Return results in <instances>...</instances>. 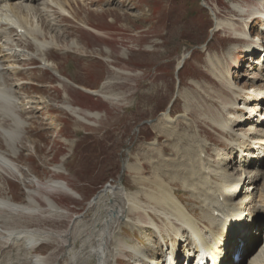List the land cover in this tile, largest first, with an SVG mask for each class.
I'll list each match as a JSON object with an SVG mask.
<instances>
[{
  "label": "rangeland",
  "instance_id": "obj_1",
  "mask_svg": "<svg viewBox=\"0 0 264 264\" xmlns=\"http://www.w3.org/2000/svg\"><path fill=\"white\" fill-rule=\"evenodd\" d=\"M255 1L69 0V16L51 13L53 29L57 32L52 37L56 48L48 47L39 59H30L37 51L36 42L28 40L30 46L27 47L23 37L17 34L14 37L13 32L0 29L4 33H0V45H14V50L20 52L17 57L19 73L9 75L8 84L18 85L13 94L25 108L23 114H19L23 126L22 144L14 149L15 161L9 160L23 174L19 179L0 178L4 195L15 203H22L31 187L25 183L30 178L42 182L51 179L64 181L77 195L73 198L53 192L50 196L67 217L40 224L42 229L63 236L64 232L73 229L75 217L85 214L81 227L91 222L88 204L106 186L115 187L112 192L119 189L130 194L139 191L140 186L134 183L137 163L141 176L147 178L153 167L174 173L182 156L194 155L197 148L194 143L206 139L210 145L203 154L212 165H217L221 155L217 156L213 150L221 149L223 154L227 144L221 139L225 134L214 126L213 122L218 118L214 109L219 110L221 100H224L222 97L229 99L231 94L227 90L226 95L222 94L225 89L211 76L212 68L216 64L222 66V60L233 65V59L242 51L245 42L230 39L227 30L215 32L214 14L218 20L231 21L242 29L245 20L234 12L232 6L257 7ZM46 24L41 27L45 31L44 38L49 40L51 34H48ZM86 24L96 32L85 29ZM249 29L253 30V36L263 32L264 41V24L260 20L249 22ZM16 40L24 44L17 47ZM233 43L238 45V52L229 61L225 52ZM208 57H213L211 66ZM238 59H243L242 54ZM47 62L52 64L51 68L44 66L43 63ZM228 70L233 76L235 74L234 82L238 87L249 88L253 77H258L256 71L252 72L254 75L247 74L243 67L232 66ZM242 72L246 77L240 76ZM105 81L107 85L102 88ZM260 83L256 81V86ZM91 91L98 92V95ZM27 99L31 104H26ZM256 105L248 106L256 109ZM67 106L76 108L86 122L67 112L64 109ZM260 108L264 111L263 103ZM255 111L261 115L260 109ZM84 113H98L99 118L86 117ZM166 113L174 120L167 131L165 124L168 123L162 118ZM0 147L5 148L1 140ZM229 156L234 158L230 163L233 165L236 157ZM58 167H61L60 172L55 174ZM177 172L176 177L182 178L183 171ZM173 182L171 185L175 191L177 187L180 194L185 193L178 197L194 208L195 201L176 180ZM139 200L145 205L142 197ZM38 201L42 203L40 197ZM102 216L104 218V214ZM130 218L134 220L136 216L130 215ZM159 225L163 226V223L159 222ZM122 229L125 237L138 239L144 244L150 242L148 239L155 240L152 232L146 235L139 229L134 232H129L125 226ZM39 245L36 253L44 259L43 264L66 263L64 254L67 249L63 239ZM73 246L77 248L79 243ZM0 254L5 256L4 252ZM13 256L10 255L9 260L5 257L3 261L16 262ZM130 259L129 254L121 251L118 264H129Z\"/></svg>",
  "mask_w": 264,
  "mask_h": 264
},
{
  "label": "bare ground",
  "instance_id": "obj_2",
  "mask_svg": "<svg viewBox=\"0 0 264 264\" xmlns=\"http://www.w3.org/2000/svg\"><path fill=\"white\" fill-rule=\"evenodd\" d=\"M255 2L257 7L233 5L232 8L245 21L259 19L261 24H264V0ZM69 5V0H0V29L7 26L9 29L13 27L15 32L22 31L16 34L27 41V47L30 46L28 40L36 42L37 51L31 57L39 59L48 47L56 48L52 37L57 32L53 29L54 18L51 13L67 17L70 14ZM214 16L215 32L227 30L230 39L245 42L241 46L242 56L245 54L246 60L257 65L256 80L260 79L259 81L264 83V46L260 43L261 37L251 39V31L247 29L248 23L245 21L240 29L235 23L221 21L215 14ZM250 20L247 22H251ZM44 23L49 27V40L44 38L45 31L41 27ZM235 25L240 31L236 30ZM84 28L96 32L95 28L92 29L87 24ZM21 40L15 41L17 47L24 44ZM7 41L8 39L5 42ZM6 44L4 43L5 47L0 45V140L5 146L4 149L0 147V178L9 176L19 179L23 173L10 163L16 158L14 149H18L22 144L23 126L19 121L20 117H17L23 114L25 108L21 107L22 102H18L13 94L18 85L8 84L9 75L17 76L19 73V51ZM237 52L238 45L231 44L225 52L226 60L230 61ZM258 52L262 59L252 61L251 57ZM211 58H207L210 66L213 64ZM41 60L46 61L43 58ZM43 64L48 68L52 65L48 62ZM217 66L212 68L211 76L231 94L229 99L222 97L224 100H221V113L217 114V128L227 134L229 153L235 154L237 162L245 168L238 169L240 164L232 168L226 163L225 154H218L223 161H219V167L218 164L210 165L202 158V149L206 147V142L202 140L194 143V146L198 147L196 158L182 156L179 160L177 171H183L182 178L176 177L177 171L167 173L158 167H153L151 175L147 178L141 176L140 165L137 163L134 169V183L140 186L139 191L132 194L120 189L112 192L115 187L106 186L88 204L87 209L92 213L91 222L81 227L85 214L75 217L73 229L64 232L63 236L40 227V224L67 217V213L52 199L50 193H64L73 198L77 193L62 180L51 179L42 182L34 177L35 179L30 178L29 182H25L22 178L20 180L23 183L31 186L24 202L15 203L0 189V252L5 254L4 257L0 254V264H43L44 259L36 253L37 245L56 239H63V245L67 249L64 254L67 260L65 264H118L121 251L131 256L129 264H176L173 258L179 248L191 258H194V255L196 258V253L202 249L204 255L212 256L219 260L220 264H264V222L258 225L259 237L253 239L249 231L255 220L264 216V111L260 113L263 116H259L255 111H262V103L264 107V84H253L249 90L239 88L232 81V74L220 73ZM116 72L125 75L123 71ZM105 84L106 81L102 88ZM90 93L98 95L96 91ZM185 95L184 93L183 96ZM27 101V105L31 104L28 99ZM248 105L257 107L255 109ZM64 109L79 121L86 122L76 108L67 106ZM187 109L188 106L184 109L185 113ZM247 114L251 116L247 117ZM84 116L99 118L98 113H84ZM242 117H245L244 120ZM162 118L168 123L165 124L167 131L174 120L170 119L168 113L162 114ZM259 119L260 121H257ZM60 168L54 170L55 174L60 172ZM175 180L195 201L192 204L194 208L175 194L171 185ZM39 197L43 205L38 201ZM140 197L145 200V205L140 204ZM130 215H135L136 218L132 220ZM159 222L163 223V226H160ZM124 226L131 232L137 229L146 235L152 232L155 240L148 239L150 242L144 244L138 239L125 237L122 234ZM228 237H238L244 242V247L241 248L239 243H235V246L226 248V242L230 243ZM76 242L79 246L74 248L73 244ZM249 246L251 249L242 255V261L237 263L234 256L240 255ZM10 255H14L17 261L5 263L3 260H9Z\"/></svg>",
  "mask_w": 264,
  "mask_h": 264
}]
</instances>
